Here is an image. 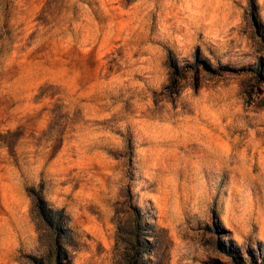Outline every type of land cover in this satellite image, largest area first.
<instances>
[{"label":"rangeland","instance_id":"1","mask_svg":"<svg viewBox=\"0 0 264 264\" xmlns=\"http://www.w3.org/2000/svg\"><path fill=\"white\" fill-rule=\"evenodd\" d=\"M0 264H264V0H0Z\"/></svg>","mask_w":264,"mask_h":264}]
</instances>
